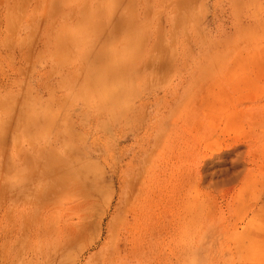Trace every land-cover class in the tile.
Wrapping results in <instances>:
<instances>
[{"label":"rangeland","instance_id":"374dc122","mask_svg":"<svg viewBox=\"0 0 264 264\" xmlns=\"http://www.w3.org/2000/svg\"><path fill=\"white\" fill-rule=\"evenodd\" d=\"M143 1L160 51L106 102L19 24L89 33L103 0H0V264H264V0Z\"/></svg>","mask_w":264,"mask_h":264},{"label":"bare ground","instance_id":"6f19581e","mask_svg":"<svg viewBox=\"0 0 264 264\" xmlns=\"http://www.w3.org/2000/svg\"><path fill=\"white\" fill-rule=\"evenodd\" d=\"M50 1L51 0H41V3L43 4V9L49 7V9H51L52 11H57L59 9L58 5L62 6L63 4L61 2H57L56 5L54 3L52 4V2ZM103 1L106 3V5L104 6V10L105 13L109 15V19L105 18V22L103 24L102 21H104L103 19L104 16L97 14L96 17L98 20L101 21V23L100 25H95V27L93 26V30L89 33H84L83 31L77 30L73 33L65 34L64 33L65 30L63 31V29H65L68 26H65L63 21H57L53 16V14H48V12L47 14L42 13L36 16L35 15V9H37L36 6H33L32 9L31 8L28 9V14L24 19L20 21L19 24L23 26L28 23V25L31 27V25L33 24L40 25L43 22L50 23L49 28L45 30L46 38L49 39L52 38L53 36L54 37L58 36L56 41L51 42V44L53 45L52 52L56 56L65 57V61H63V66H67L68 64H70V67L72 68L71 76L73 77L74 82H76L77 85H80L79 81L81 80L82 82H85V84H87V87L92 90H107L106 102H113L115 101V98L117 97V94L119 92L117 91V89H115L114 85H117L119 82H121V79L123 78L125 79V81H127L128 76L131 73L132 69H125V68L126 65L129 63L128 61L130 57H132L134 50L138 52L142 61L139 62L137 68L133 70L137 73H142L144 72V69L146 70L148 68L146 60L148 58L154 57L155 54L158 51H160L159 40L162 37V32H160L159 29H157L156 32H154V35L151 39L149 38L151 33H149L147 35L146 41L142 43L136 42L137 41L136 39L138 37L146 35V30L144 29L145 27L143 25L144 20L141 18V16L139 17L141 12L139 11V9L142 8L144 1L143 0H103ZM123 3L126 4L127 8H124V10L116 11L115 9L119 6V4H123ZM97 4L99 5V3ZM28 6L29 3L27 1L25 7ZM143 12L145 13V11ZM143 12H141V14H143V18H144ZM74 15H77L76 16L77 20L75 21L74 24H71L69 26L75 25L79 27L78 29H80V23H81L80 13ZM83 17L84 16H82V18ZM88 17L94 18V16H92L91 14L88 15ZM34 18L36 21H34ZM60 27L62 28V30ZM80 32L83 34H80ZM86 39H88V42L82 43V41L83 40L86 41ZM27 46L29 48H33L29 45H24V44L16 45L18 51H23V49H27L28 48ZM82 48H84L83 52H82ZM72 49H78V51H80L79 54L75 56H70L71 54L69 53L72 51ZM120 57L122 58L119 59ZM153 63L157 64L156 61H154ZM0 105L4 106L3 104H1V102ZM12 123H14V121ZM2 129L3 128L0 127V132L3 131ZM79 156H80L79 154L71 155L69 157V162H68L69 163L68 168L74 169L76 171V175L74 176L73 179L74 181H76L75 182L76 188L74 189L75 186L73 187L74 191L76 189L78 190L80 189V175L78 174L82 173L84 175L83 171H81L80 173L79 166H74V163L77 160V157ZM60 157H65V156L60 155ZM60 161H62V159L58 160V162ZM66 176L65 178L63 177L64 181L65 179H67ZM69 176H67L68 179L71 178ZM72 241L73 240L70 239L68 242H66L64 246H62L63 255L66 256L69 255L68 253L71 250L70 245Z\"/></svg>","mask_w":264,"mask_h":264}]
</instances>
